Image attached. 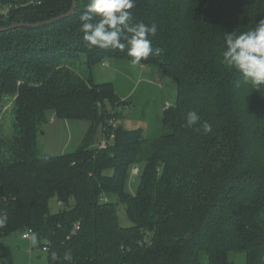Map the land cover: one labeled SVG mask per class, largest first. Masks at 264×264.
Masks as SVG:
<instances>
[{"label": "trees", "instance_id": "trees-1", "mask_svg": "<svg viewBox=\"0 0 264 264\" xmlns=\"http://www.w3.org/2000/svg\"><path fill=\"white\" fill-rule=\"evenodd\" d=\"M87 3L77 0L75 14L53 24L11 29L67 14L73 0H0V8L13 6L0 17V206L7 216L0 236L32 230L42 249L49 243L50 264H69L67 251L71 264H203L219 245L245 253L247 264H264V167L250 161L242 77L220 63L224 34L254 28L264 0H135L131 23L156 24L149 38L163 49L141 64L177 86L176 100L164 107L169 131L156 139L126 127L114 85L95 83L94 65L131 58L127 49L87 47L79 31ZM211 94L213 101L199 100ZM188 111L201 118L192 127H185ZM48 112L89 122L75 152L41 151ZM98 131L114 135L106 148L94 144ZM120 206L129 226L120 223Z\"/></svg>", "mask_w": 264, "mask_h": 264}, {"label": "rangeland", "instance_id": "rangeland-1", "mask_svg": "<svg viewBox=\"0 0 264 264\" xmlns=\"http://www.w3.org/2000/svg\"><path fill=\"white\" fill-rule=\"evenodd\" d=\"M79 70L89 73L85 66L79 67ZM91 73L95 83L114 85L116 93L124 101L120 111L123 113L126 127L142 129L148 139H156L169 131V126L164 120V107L176 100L177 86L160 68L141 63L132 65L129 60L108 58L94 65ZM241 87L243 89L239 95V107L250 130L247 137L250 161L264 167V86L253 89L251 84L243 83ZM213 98L214 95L211 94L207 98L201 96L199 100L208 103L209 100L213 101ZM210 109L212 112H208L209 116L214 112L213 108ZM11 113L12 108H5L2 116L4 118L8 115L9 118ZM216 124V121H213V126ZM88 128L87 121L64 120L56 117L53 112H48V121L39 135L40 149L52 156L75 152L82 144ZM97 138L104 140L101 131H98ZM97 143L94 141L95 145L99 144ZM137 169L140 168H133L127 180L126 190L131 194H136L139 186ZM58 206V202H54L53 211H58ZM118 215L122 226L130 225V220L121 206ZM221 246L219 245L215 252L203 254V264H247L245 253L229 251L228 254ZM4 254L6 258H29L30 254L31 257L40 254L39 258H47V253L40 249L39 242L33 246L31 240L23 239L22 233L19 232L0 236V255Z\"/></svg>", "mask_w": 264, "mask_h": 264}, {"label": "clouds", "instance_id": "clouds-1", "mask_svg": "<svg viewBox=\"0 0 264 264\" xmlns=\"http://www.w3.org/2000/svg\"><path fill=\"white\" fill-rule=\"evenodd\" d=\"M135 0H88L86 10L80 16L82 38L89 49H127V56L132 65H138L151 56H159L163 49L153 48L157 25H146L143 22L132 24ZM225 47L220 53V63L227 69H235L242 77L244 84H251L253 89L264 86V19L254 28L224 34ZM239 86V82H237ZM196 111H188L185 127H192L200 121ZM204 134L212 131V126L202 124ZM33 246L38 244L37 234L31 238ZM59 259L58 253H51L53 262ZM64 261L71 264L72 254L65 252Z\"/></svg>", "mask_w": 264, "mask_h": 264}, {"label": "built area", "instance_id": "built-area-1", "mask_svg": "<svg viewBox=\"0 0 264 264\" xmlns=\"http://www.w3.org/2000/svg\"><path fill=\"white\" fill-rule=\"evenodd\" d=\"M13 9V6L9 5V6H6V7H3V8H0V17H7L11 11ZM112 125L114 127H116L117 125V122L115 120H112ZM114 138V135L110 136V139H104L102 140V142L99 145L100 148H106L109 144V142ZM139 173V169L136 170V175ZM7 223V216L6 214L4 213V211L1 209V206H0V227L2 226H5ZM79 225L76 224L75 227H74V232H76L77 230H79ZM34 232L32 230H29V231H26L24 233H22V238L23 239H27V240H31L32 238V234ZM43 250L45 252H49V243H47L44 247H43Z\"/></svg>", "mask_w": 264, "mask_h": 264}, {"label": "crops", "instance_id": "crops-1", "mask_svg": "<svg viewBox=\"0 0 264 264\" xmlns=\"http://www.w3.org/2000/svg\"><path fill=\"white\" fill-rule=\"evenodd\" d=\"M129 129H131V128H129ZM133 129H135V128H133ZM100 140H102V139H100ZM25 240H27V239H25ZM39 247H40V245H39ZM40 249H42V248L40 247ZM45 253H47V252H45ZM31 255L32 254H30L29 258H6L5 254L0 255L1 257H3V258H0V264H50L48 253H47V258H39L41 256L40 254H38L36 256H32V257H31Z\"/></svg>", "mask_w": 264, "mask_h": 264}, {"label": "water", "instance_id": "water-1", "mask_svg": "<svg viewBox=\"0 0 264 264\" xmlns=\"http://www.w3.org/2000/svg\"><path fill=\"white\" fill-rule=\"evenodd\" d=\"M76 10H77V0H73V6H72L71 10L67 14L61 15V16H59L57 18H54V19H51L49 21H45V22H42V23H38V24L15 23V24H12L10 26V28L11 29H13V28H20V27H33V28H37V27H41V26H44V25L53 24V23H55L57 21H60L62 19H65L67 17H70V16L74 15L75 12H76ZM0 30L2 31V30H5V29L0 28ZM191 238H192L191 235L188 236V240L191 239Z\"/></svg>", "mask_w": 264, "mask_h": 264}]
</instances>
